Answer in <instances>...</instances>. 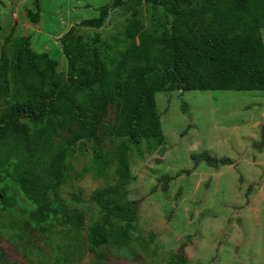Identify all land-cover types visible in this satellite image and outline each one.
<instances>
[{"label": "trees", "instance_id": "trees-1", "mask_svg": "<svg viewBox=\"0 0 264 264\" xmlns=\"http://www.w3.org/2000/svg\"><path fill=\"white\" fill-rule=\"evenodd\" d=\"M142 2L172 17L170 27L155 33L147 28L136 17ZM34 6L36 12L27 16L38 23L40 0ZM117 9L133 17L125 25L121 50L108 58L99 30ZM80 26L94 29L95 35L89 43L72 27L60 38L66 75L48 53L32 49L30 37L10 35L9 45L1 47L0 233H10L17 247L20 241L31 247L26 238L35 234L48 244L67 239L77 250L86 242L100 258L103 247L129 251L141 240L140 203L127 197L133 180L130 151L143 141H164L157 94L264 92V0H109L97 18ZM109 106L115 107L114 121L104 130L119 140L116 185L91 194L99 219L87 226L83 212L72 207L79 199L66 200L61 190L78 143H94L97 174L107 167L98 132ZM182 110L187 111L185 105ZM192 158L216 168L235 163L206 154ZM22 251L28 260L30 249ZM188 263L185 256L172 254L168 262L148 264ZM0 264H8L1 247Z\"/></svg>", "mask_w": 264, "mask_h": 264}, {"label": "rangeland", "instance_id": "rangeland-1", "mask_svg": "<svg viewBox=\"0 0 264 264\" xmlns=\"http://www.w3.org/2000/svg\"><path fill=\"white\" fill-rule=\"evenodd\" d=\"M108 3L40 0L41 19L32 23L27 13L36 12L34 0H0V55L10 35L30 37L32 49L48 53L58 62V72L66 75L60 38L75 27L90 43L95 30L80 23L97 18ZM132 17L126 9L114 10L99 30L108 58L121 50L125 25ZM136 17L154 33L169 28L172 21L160 8L144 2L136 7ZM156 105L163 143L143 141L130 151L133 180L127 197L140 203V242L122 252L103 247L97 258L86 242L77 250L67 239L48 244L35 234L26 238L31 247L22 241L17 247L4 231L0 247L8 264H148L168 262L172 254L185 256L188 264H264V148L256 149L264 126V92H161ZM114 114L115 107L109 106L98 132L108 160L101 175L93 162V142L78 143L68 159L71 171L61 195L70 201L79 199L72 207L83 212L87 226L99 219L89 201L91 194L116 185L119 140L104 130ZM202 154L235 163L218 168L206 162L197 165L192 156ZM166 175L173 180H163ZM24 249H30L28 260Z\"/></svg>", "mask_w": 264, "mask_h": 264}, {"label": "water", "instance_id": "water-1", "mask_svg": "<svg viewBox=\"0 0 264 264\" xmlns=\"http://www.w3.org/2000/svg\"><path fill=\"white\" fill-rule=\"evenodd\" d=\"M72 79H70L71 81ZM264 148V126L262 127V130H261V140H260V143L256 146V149L257 150H261Z\"/></svg>", "mask_w": 264, "mask_h": 264}]
</instances>
